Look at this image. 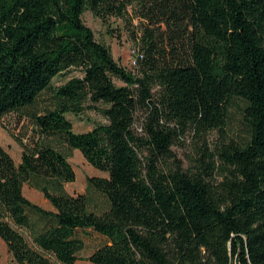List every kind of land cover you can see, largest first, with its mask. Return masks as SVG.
I'll use <instances>...</instances> for the list:
<instances>
[{"label":"trees","instance_id":"obj_1","mask_svg":"<svg viewBox=\"0 0 264 264\" xmlns=\"http://www.w3.org/2000/svg\"><path fill=\"white\" fill-rule=\"evenodd\" d=\"M133 1L187 40L159 58L143 40L136 73L82 20L87 9L122 16ZM72 67L82 76L51 86ZM45 90L50 106L31 109ZM235 98L248 137L221 144L222 179L212 183L214 154L204 153L203 172L183 169L170 124L221 129ZM98 102L108 122L74 132L65 114ZM12 111L37 136L18 141L19 163L0 145V238L17 264H73L84 246L76 230L86 229L106 238L94 264H264V0H0V119ZM75 148L108 175L70 194ZM24 183L53 209L29 200Z\"/></svg>","mask_w":264,"mask_h":264},{"label":"rangeland","instance_id":"obj_2","mask_svg":"<svg viewBox=\"0 0 264 264\" xmlns=\"http://www.w3.org/2000/svg\"><path fill=\"white\" fill-rule=\"evenodd\" d=\"M144 7L136 1L131 2L126 7V12L122 16H108L105 20L95 16L90 10H85L82 14V20L93 32L96 41L107 45L115 60L123 65L129 71L136 73L138 68L132 66L131 57L137 47V44L146 45L143 40L152 39L155 45V55L160 57L162 51L170 52L172 47H177L179 51H183L186 38L178 35L180 31L169 30L162 22H158L155 13L148 12ZM145 13L146 17H141ZM160 16V15H159ZM73 76H82L79 68H70L63 76H57L52 79L51 86L62 84L68 78ZM116 84L121 82L115 80ZM51 91H43L37 98L35 105L31 107L33 110L43 112L45 107H49ZM104 103H95L96 108H87L79 115L66 113L73 126L74 132H83L91 129L97 123H107L106 117L100 112L98 107H104ZM242 102L238 99L231 100L225 116V123L221 129H212L203 134L197 135V132L190 125L180 126L176 122L170 124L174 128L177 135L171 150L175 158L181 163L183 169L191 171H202V159L209 160L204 157V153L209 151L213 153L212 162L215 169H212L207 179L216 183L222 179L221 170L219 168L220 159L217 156V150L223 142L230 140L244 142L248 137V128L242 116ZM143 111H137L134 127L139 130V125L144 118ZM37 139L35 128L28 116L21 111H12L5 114L0 119V145L10 154L14 162L20 160V146L18 141L32 144ZM65 148V146H63ZM147 153V152H145ZM75 178L73 181L66 183V189L74 194L83 191L86 187V178L93 175H105L107 172L101 171L93 167L82 155L77 148L72 150L69 157ZM171 160L166 161V165H171ZM207 171H210L207 169ZM23 186V185H22ZM26 194L35 200L41 198L42 193L36 190L26 188ZM94 199L101 200L96 193ZM100 203V202H99ZM96 211L102 210L100 204L94 205ZM76 236L81 237L84 241L83 248L77 253L78 259L73 264H94L88 260V256L99 246H101L106 238L92 230H76ZM0 264H17L11 253L8 251L4 241L0 238Z\"/></svg>","mask_w":264,"mask_h":264},{"label":"crops","instance_id":"obj_3","mask_svg":"<svg viewBox=\"0 0 264 264\" xmlns=\"http://www.w3.org/2000/svg\"><path fill=\"white\" fill-rule=\"evenodd\" d=\"M20 151H21V148H20ZM19 161H20V160L15 161V163H19ZM98 176H105V175H98ZM24 186H26V188H30V189L36 190V192H39V191H38L37 189H34V188L28 186L26 183H24L23 186H22V192H23V194H24L29 200H31L32 202H34V203H36V204L42 206V207L45 208V209H48V210H52V209H53L52 205H51L50 202H49V201L43 196V194L41 195V198H40L39 200H35V199H33L31 196H29L28 194H26V192L24 191ZM65 189H66V184H65ZM66 190H67V189H66ZM67 191H68V190H67ZM68 192H69V191H68ZM82 192H84V190L81 191V192H79V193H82ZM69 193H70V194H74L73 192H69Z\"/></svg>","mask_w":264,"mask_h":264},{"label":"built area","instance_id":"obj_4","mask_svg":"<svg viewBox=\"0 0 264 264\" xmlns=\"http://www.w3.org/2000/svg\"><path fill=\"white\" fill-rule=\"evenodd\" d=\"M141 58V53L139 52V50L137 49V47L135 48L132 57H131V64L132 66H135L137 64V59Z\"/></svg>","mask_w":264,"mask_h":264},{"label":"water","instance_id":"obj_5","mask_svg":"<svg viewBox=\"0 0 264 264\" xmlns=\"http://www.w3.org/2000/svg\"><path fill=\"white\" fill-rule=\"evenodd\" d=\"M233 264H242V263L240 262L239 258L236 256Z\"/></svg>","mask_w":264,"mask_h":264}]
</instances>
